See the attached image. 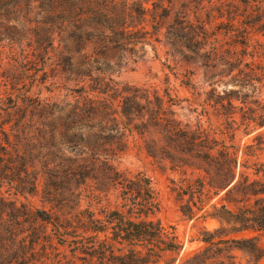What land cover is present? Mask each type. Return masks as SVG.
Instances as JSON below:
<instances>
[{"label":"trees","instance_id":"trees-1","mask_svg":"<svg viewBox=\"0 0 264 264\" xmlns=\"http://www.w3.org/2000/svg\"><path fill=\"white\" fill-rule=\"evenodd\" d=\"M253 32L264 38V0H0V41L18 58L0 74V264H173L181 245L149 217L159 201L148 177L114 165L130 151L181 176V216L216 224L182 264H235L233 250L256 264L263 250L244 235L264 231V168L248 160L264 152V42L252 45ZM160 41L225 67L232 88L202 101L222 120L219 138L182 124L166 89L112 78ZM46 82L71 99L29 95ZM235 132L254 133L240 162ZM38 182L47 210L26 203Z\"/></svg>","mask_w":264,"mask_h":264},{"label":"rangeland","instance_id":"rangeland-1","mask_svg":"<svg viewBox=\"0 0 264 264\" xmlns=\"http://www.w3.org/2000/svg\"><path fill=\"white\" fill-rule=\"evenodd\" d=\"M248 38L252 45L264 42V38L254 32L250 33ZM142 52V56L135 63L122 66L112 76L114 81L121 85L150 87L159 93L166 89L171 96L179 100L174 111L177 119L182 124L194 126L199 123L203 128L213 133L216 138H219V132L222 131V126H220L222 120L216 118L213 111L205 106L202 101L205 97L204 93L210 89L222 92L232 88L225 67L214 62L213 67L206 68L197 56L180 53L165 41L155 44L153 51L149 47H145ZM14 60H18L16 50L9 49L5 41H0V74L2 72H12L13 67H15ZM257 61L261 66L264 65L263 57H259ZM165 66L170 68L169 73ZM185 78H188L191 86L185 87L180 84V81ZM48 85L49 82L43 85H33L29 95L62 102L71 99L69 93L59 86ZM3 90L4 87L0 83V93ZM253 134L245 136L240 132H235L232 144L238 147L237 159L239 162L244 159L242 155L243 146L250 143ZM248 160L249 162L251 160L256 161L264 168V152L255 151ZM114 165L117 170L127 174L132 175L141 172L148 177L159 201V210L149 217L164 227L171 226L181 245L173 264H182L202 248L199 233L203 227L212 229L216 224L209 220L204 222L201 219L187 220L181 216L178 211L179 202L175 199V190L180 185L181 179L178 173L170 172L159 164L151 162L143 155H136L133 151L119 156ZM40 185L41 183L38 182L35 195L26 197V203L34 209L47 210L48 206L40 201ZM5 189V186L1 185V196H5ZM107 200L108 207L112 210L118 200L115 199L114 195H109ZM244 235L253 237L264 253V231L249 232ZM59 250L68 255L67 249L62 248ZM232 255L235 264H248L250 259L244 252L239 250H233ZM256 264H264V256Z\"/></svg>","mask_w":264,"mask_h":264}]
</instances>
